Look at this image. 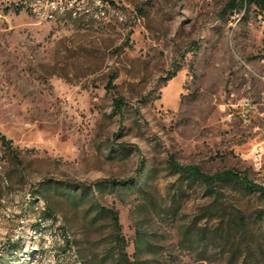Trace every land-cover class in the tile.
Here are the masks:
<instances>
[{
	"label": "rangeland",
	"instance_id": "obj_1",
	"mask_svg": "<svg viewBox=\"0 0 264 264\" xmlns=\"http://www.w3.org/2000/svg\"><path fill=\"white\" fill-rule=\"evenodd\" d=\"M231 1L104 0L100 19L65 22L0 6V264H116L102 209L131 264H264L262 192L210 196L170 169L264 188V12L225 14ZM141 164L147 193L63 183L132 180Z\"/></svg>",
	"mask_w": 264,
	"mask_h": 264
},
{
	"label": "trees",
	"instance_id": "obj_2",
	"mask_svg": "<svg viewBox=\"0 0 264 264\" xmlns=\"http://www.w3.org/2000/svg\"><path fill=\"white\" fill-rule=\"evenodd\" d=\"M255 4L261 8L262 11H264V0H232L228 3L226 6L224 13H234L236 11H239L244 8L245 4ZM119 109L122 110L123 106L119 104ZM4 143L8 145L10 142L6 140L5 137H3ZM170 169L179 175V181L184 184L193 185L196 183L202 184L205 189L207 190L208 194L210 196H215L219 192V188L224 183L227 182H234L237 183L250 192H254L257 190H260L262 192V195L264 197V188L251 182L249 179L243 177L241 174L234 172V171H228L223 173H218L215 175H207L204 174L200 168L198 167H184L176 164L173 159L170 161ZM152 170L147 165L140 166L137 175L132 178V180H99L97 182H94L92 184H83V183H75V182H69L64 181V184L76 186L77 188H83L84 191L87 193L93 194V196L102 198L108 193H112L113 191H118L120 194L125 192H132L134 187H138L141 191L144 193H147L149 178ZM39 190L36 188L34 190V193H38ZM209 209V214L212 217H218L221 215L220 208L214 204ZM99 213H102L105 217H108L112 224L115 227L116 232V241L119 244V259L116 260V264H131L130 258L126 252V243L125 238L122 235V227L120 224V217L118 211L111 209V210H100ZM207 216V214L205 215ZM204 217V216H203ZM245 218L243 216H240L238 220H235V224L240 227V229L244 230L245 228ZM205 240H203L204 242ZM145 240L142 238V236L139 235V240L136 244V254L135 257H138L139 254L143 253L145 249ZM136 261V260H135ZM143 264H150V261L143 262ZM228 264H234L232 262H229Z\"/></svg>",
	"mask_w": 264,
	"mask_h": 264
},
{
	"label": "built area",
	"instance_id": "obj_3",
	"mask_svg": "<svg viewBox=\"0 0 264 264\" xmlns=\"http://www.w3.org/2000/svg\"><path fill=\"white\" fill-rule=\"evenodd\" d=\"M25 8L28 14L43 22H52L56 20V14H67V12H78L80 15L89 16L101 15V17L105 13L104 0H29V7ZM73 262L79 264L76 256Z\"/></svg>",
	"mask_w": 264,
	"mask_h": 264
},
{
	"label": "bare ground",
	"instance_id": "obj_4",
	"mask_svg": "<svg viewBox=\"0 0 264 264\" xmlns=\"http://www.w3.org/2000/svg\"><path fill=\"white\" fill-rule=\"evenodd\" d=\"M0 6H7V7H15L17 9H24L27 11V8L29 7V0H0ZM83 16H89V15H80L78 12H67V14H56V20H53L52 22H62L67 19H76L78 17H83ZM97 19L101 18V15H92ZM77 21V20H75ZM83 21V20H82ZM53 264H57L54 262Z\"/></svg>",
	"mask_w": 264,
	"mask_h": 264
}]
</instances>
